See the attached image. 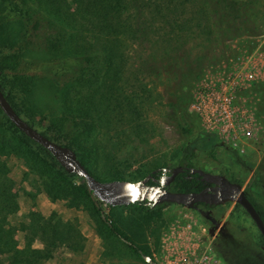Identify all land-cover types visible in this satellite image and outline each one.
Segmentation results:
<instances>
[{
  "label": "rangeland",
  "instance_id": "rangeland-1",
  "mask_svg": "<svg viewBox=\"0 0 264 264\" xmlns=\"http://www.w3.org/2000/svg\"><path fill=\"white\" fill-rule=\"evenodd\" d=\"M227 2L231 16L216 6L218 32L193 55L156 53L126 65L115 60L106 70L103 45L92 40L90 26L78 22V33L49 17L37 2L0 0V83L14 109L35 129L46 136L57 132L66 140L59 142L68 146L74 147L76 139L78 153L88 156L87 167L99 178L136 182L189 162L237 180L243 188L254 179L264 211V3L247 18L239 8L249 0ZM64 33L78 35L77 50L93 44L89 62L85 54L74 63L55 51ZM92 63L102 68L93 74ZM235 71H242V86L234 88L236 106L251 108L253 137L240 133V141L230 144L215 134L214 148H191L211 133L197 110L200 88L224 82ZM21 75H33L36 81L28 86ZM83 76L90 81L80 83ZM82 119L91 129L77 133ZM0 123L5 132L0 183L13 200L3 212L0 206L1 264H149L110 235L89 200L75 191L74 182L86 186L83 179H69L32 158L15 129ZM102 207L156 264H165L166 229L184 214L207 227L220 264H264V241L234 203L212 210L215 224L203 207L196 212L173 205L148 218L129 204L116 210Z\"/></svg>",
  "mask_w": 264,
  "mask_h": 264
},
{
  "label": "trees",
  "instance_id": "trees-1",
  "mask_svg": "<svg viewBox=\"0 0 264 264\" xmlns=\"http://www.w3.org/2000/svg\"><path fill=\"white\" fill-rule=\"evenodd\" d=\"M31 1L44 6L49 17L51 16L56 18L58 22L65 25V27H68V29L74 30L75 24L78 22L82 23V25L86 24L90 26L88 31L92 36V40L100 41L103 45V56L108 61L105 65L106 70L107 68H113L112 66H114L115 60L124 62L126 65L127 63H130L132 59H137V61L144 59L149 60L156 53H162L160 56L163 57L173 56V54L177 53H182L185 56H191L193 55L191 53L195 51L193 49L201 46L202 41H210V38L213 37L214 34H217L218 29H216V14L213 15L217 11L216 6L220 8V13L225 12L231 16L227 0ZM263 3L264 0H249L248 3H243L239 10L244 11L246 17L249 18L251 13L257 14V8L262 6ZM75 31L78 33L80 32V30L77 29H75ZM61 37L63 41L60 42L55 49L58 54H63V58L68 56V58L73 60L74 63H76L78 57L81 59L82 55L85 54V62H89L88 58L90 56L88 55L93 51L91 48L93 44H91L88 50L86 47H83L81 50H77L75 49V45L79 40L78 35H68L64 33ZM194 39H197L194 42V48L189 49L188 46ZM90 66V72L93 74L102 68L96 63H92ZM20 78L27 80L26 84L28 86L29 84L33 85L36 81V77L33 75H21ZM83 80L87 82L90 81V79L87 80L83 76L79 82L85 84V81ZM0 87L5 93L1 83ZM89 100H91V98H89ZM87 114L88 112L84 111V117L87 116ZM0 121H5L15 129V131L23 139L26 147L32 150L30 152L32 158H36L43 164H46L48 167L65 175L69 179L75 178L74 175H70L65 172L47 150L30 140L17 128H15L1 110ZM90 129L91 127H88L87 122L82 119L77 122V128H75L74 131H77V133H83L88 132ZM4 134V129H2L0 123V142L2 141ZM47 136L60 144L61 142H59V140H65L55 131H49ZM215 142L216 139L213 134H204L196 140L191 148H196L200 151H208L215 147ZM73 145L74 147L71 145L70 147L76 151L78 158L88 169L86 164L88 156L78 153L81 146L76 139L73 140ZM88 171L93 174L89 169ZM93 175L99 178L95 174ZM73 187L78 194L89 200L93 213L98 217L99 221L110 233V235L118 239L131 253L143 260L142 256L147 254L146 250L133 241L127 232L122 230V228L115 221H113L109 215H107L102 207L103 203L96 201V199L92 197V193L87 189V186L80 183L76 184L74 182ZM198 187L200 186L196 180L184 179L176 181L172 186V190L191 192L195 191ZM247 192L249 193L250 198L256 206L258 212L264 219L263 207L259 202V197L261 195L256 188L255 180L248 186ZM0 202V206L3 209H1L2 212L13 204L10 190L5 186H1V183ZM129 205L138 208L147 218L158 214L163 209L162 207L160 209L152 210L146 202H137ZM124 206L127 205H120L116 207L110 205L111 210H116V208L121 209ZM235 206L239 210H243L240 206Z\"/></svg>",
  "mask_w": 264,
  "mask_h": 264
},
{
  "label": "water",
  "instance_id": "water-1",
  "mask_svg": "<svg viewBox=\"0 0 264 264\" xmlns=\"http://www.w3.org/2000/svg\"><path fill=\"white\" fill-rule=\"evenodd\" d=\"M0 110L15 128L47 150L65 172L83 179L92 197L95 194L101 202L114 206L146 202L152 210L168 205H180L195 211H199L201 205L216 207L234 203L245 211L264 241V219L252 202L247 188H243L239 182L195 166L185 168L182 165L160 173L154 171L136 182L125 179L102 180L88 171L72 147L50 139L26 122L11 105L1 87ZM182 171L197 175L202 186L191 192L172 190V182ZM206 216L215 224L209 214ZM142 258L149 264H156L149 256L143 255Z\"/></svg>",
  "mask_w": 264,
  "mask_h": 264
},
{
  "label": "built area",
  "instance_id": "built-area-1",
  "mask_svg": "<svg viewBox=\"0 0 264 264\" xmlns=\"http://www.w3.org/2000/svg\"><path fill=\"white\" fill-rule=\"evenodd\" d=\"M231 76L232 80H230ZM241 76L242 71H235L228 75L229 79L224 82L211 81V85L200 88L198 94L197 110L205 130L213 132L215 137L226 138L230 144L240 141L238 136L240 133L244 138L249 139L255 132L251 124L253 121L251 108L242 111L241 107L236 106L237 97L234 88L237 90L242 86ZM223 127L226 128L225 132ZM102 203L108 206L107 203ZM163 239L165 264H220L212 240L207 234V227L199 221H192L188 214L171 223Z\"/></svg>",
  "mask_w": 264,
  "mask_h": 264
},
{
  "label": "flooded vegetation",
  "instance_id": "flooded-vegetation-1",
  "mask_svg": "<svg viewBox=\"0 0 264 264\" xmlns=\"http://www.w3.org/2000/svg\"><path fill=\"white\" fill-rule=\"evenodd\" d=\"M217 141V140H216ZM216 144V143H215ZM182 166L183 167H185V168H188V167H191V166H195V165H193L192 163H184V164H182ZM196 167V166H195ZM198 168V167H197ZM205 171V170H204ZM207 172V171H206ZM210 173V172H209ZM222 175V174H221ZM228 178V177H227ZM184 179H190V180H196L197 182H198V185L201 187L202 186V182H201V180H200V178L197 176V175H193V174H188V173H186L185 171H182V172H180L177 176H176V178L174 179V181L172 182V186H173V184L176 182V181H178V180H184ZM230 179V178H229ZM230 180H232V179H230ZM232 181H235V180H232ZM254 181V179H251V181L248 183V185H247V187L246 188H248V186L252 183ZM235 182H239V181H235ZM240 183V182H239ZM241 184V183H240ZM242 185V184H241ZM257 186V185H256ZM200 187H198V188H200ZM258 190V189H257ZM222 206V205H221ZM200 207H203V209H205V213H206V215L207 214H209L210 215V213L212 214V210L214 209V208H217V207H219V206H216V207H208V206H204V205H201ZM236 207V206H235ZM237 208V207H236ZM238 209V208H237ZM241 211H244V210H241ZM209 212V213H208ZM245 212V211H244ZM246 214V213H245ZM247 215V214H246ZM211 216V215H210ZM248 216V215H247ZM207 217V216H206ZM253 223V222H252ZM254 224V223H253Z\"/></svg>",
  "mask_w": 264,
  "mask_h": 264
},
{
  "label": "crops",
  "instance_id": "crops-1",
  "mask_svg": "<svg viewBox=\"0 0 264 264\" xmlns=\"http://www.w3.org/2000/svg\"><path fill=\"white\" fill-rule=\"evenodd\" d=\"M220 146H223V145H220ZM259 194L261 195V193H260V192H259ZM260 197H261V196H260ZM169 206H173V205L164 206V208H165V207H169ZM174 206H180V205H174ZM175 210H177V211H178V210H180V209H179V208H177V209H175ZM188 210H190V209H188ZM194 211H195V210H194ZM199 211H200V210H199ZM196 212H198V211H196Z\"/></svg>",
  "mask_w": 264,
  "mask_h": 264
}]
</instances>
